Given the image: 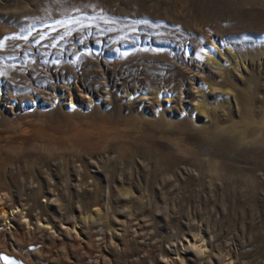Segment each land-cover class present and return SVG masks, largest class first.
<instances>
[{"label":"rangeland","instance_id":"rangeland-1","mask_svg":"<svg viewBox=\"0 0 264 264\" xmlns=\"http://www.w3.org/2000/svg\"><path fill=\"white\" fill-rule=\"evenodd\" d=\"M0 92V264H264V0H0Z\"/></svg>","mask_w":264,"mask_h":264},{"label":"bare ground","instance_id":"bare-ground-1","mask_svg":"<svg viewBox=\"0 0 264 264\" xmlns=\"http://www.w3.org/2000/svg\"><path fill=\"white\" fill-rule=\"evenodd\" d=\"M201 75L202 74L199 72L190 74L189 77H187L186 85L181 88V93H180L181 98L178 97L177 99L180 106L183 107L185 105V108L189 109L188 111L189 113L190 111L193 112L192 114L193 116L198 114L199 116H202L204 118H211L209 113V108L205 104H201L197 102L198 97L200 96L199 89L205 87V84H203L202 81H200ZM206 89L207 90L205 91H207L206 93H208V91H210V88L206 87ZM151 95H155V93H152ZM220 95L224 97L226 101H229L231 99V96L227 91ZM0 108H4L11 113L20 111V108H18L17 105L11 104L6 106L5 97L1 92H0Z\"/></svg>","mask_w":264,"mask_h":264}]
</instances>
